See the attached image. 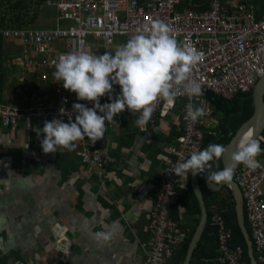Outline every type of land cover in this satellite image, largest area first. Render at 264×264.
I'll use <instances>...</instances> for the list:
<instances>
[{"label": "crops", "instance_id": "0c3cea01", "mask_svg": "<svg viewBox=\"0 0 264 264\" xmlns=\"http://www.w3.org/2000/svg\"><path fill=\"white\" fill-rule=\"evenodd\" d=\"M182 2L200 10L201 4L190 5H198L195 0ZM234 2L252 5L255 19L264 13L262 0H223L222 5L232 11ZM67 25L44 0L36 21L24 30L52 31ZM122 44L124 40L116 39L106 48L100 41H91L88 51L99 56ZM30 60L38 57L21 41L0 40V105L24 108L53 101L40 74L27 67ZM53 73H46L47 80L55 79ZM120 91L114 89L113 99ZM181 103L144 133H139L130 115L117 125L106 122L105 137L95 143L113 159L105 169L82 163L78 153L87 137L73 151L45 154L42 129L21 126L11 133L0 126V264H146L142 245L148 241L151 209L170 161L168 148L183 134ZM222 117L211 103V115L201 128L204 134L215 135ZM189 179L190 175L176 188V204L170 208L186 237L199 218L182 192L190 187ZM106 230L114 232L113 239L97 242L95 233Z\"/></svg>", "mask_w": 264, "mask_h": 264}, {"label": "built area", "instance_id": "2783aa9c", "mask_svg": "<svg viewBox=\"0 0 264 264\" xmlns=\"http://www.w3.org/2000/svg\"><path fill=\"white\" fill-rule=\"evenodd\" d=\"M182 1L45 0V5L52 7L58 19L68 24L67 27L52 31L8 29L0 32L4 39L21 41L38 57V60L28 61L27 67L40 74L53 96L51 102L24 108L0 105V126L11 133L17 132L21 126L25 130L42 129L45 121L54 119L74 122L78 114L73 110L74 103L94 107L92 102L80 101L75 93L65 90L61 81L47 80L46 76L48 71H56L55 63L62 55L79 48L88 51L91 41H100L106 48L111 47L116 39L126 43L153 20H161L171 26L181 44L194 47L201 53L202 59L193 69L192 78L201 84L203 95L195 100L181 91L173 105L160 101L144 128L136 126L139 133L146 132L156 125L159 118L169 116L179 101L182 102L179 112L183 134L168 148L170 161L163 169L151 209L148 241L142 245L146 264H167L186 240L170 215V208L176 204V188L183 181L171 170L178 162L190 158L192 152L199 151L205 132L201 128L211 115L207 96L231 100L240 94L250 93L264 73V13L255 19L253 7L247 3L234 2L233 10L228 11L222 5L223 0H210L208 9L194 10L184 7ZM199 4L190 5L197 7ZM55 45L61 50H56ZM98 50L95 49L96 52ZM113 88L118 90L120 86L113 85ZM262 101L264 105V95ZM100 102L103 105L111 101L104 96ZM195 103L203 106L206 114L193 123L185 117L188 107ZM124 115L133 116L126 109L114 117L115 122L120 123ZM78 154L82 163L98 169H105L113 162L107 149L97 147L90 140ZM263 179L262 166L250 171L243 164H238L232 180L242 197L244 219L256 264H264V194L259 189ZM209 225L217 240V255L213 263L246 264L241 248L231 247L232 233L221 214L212 212Z\"/></svg>", "mask_w": 264, "mask_h": 264}, {"label": "clouds", "instance_id": "9594fccd", "mask_svg": "<svg viewBox=\"0 0 264 264\" xmlns=\"http://www.w3.org/2000/svg\"><path fill=\"white\" fill-rule=\"evenodd\" d=\"M201 59L196 48L181 44L171 26L161 20H153L117 47L114 55L106 51L98 56L84 48L62 55L55 63V79L62 82L65 90L75 93L78 100L92 102L94 107L74 103L73 110L78 113L74 122L45 121L42 151L45 154L65 149L73 151L85 137L95 144L105 137L106 122L116 124L114 117L126 109L137 117L134 124L144 128L152 119L157 104L163 101L173 105L181 91L198 100L203 89L192 74ZM113 85H119L121 89L114 99ZM104 96L111 102L102 105L100 100ZM205 114L203 106L193 105L188 107L185 119L195 123ZM226 151L224 145L209 144L202 151L192 152L186 161L178 162L171 172L186 181L189 173L192 176L207 173L209 184L220 185L233 180L237 164H243L250 171L261 167L257 157L264 150L252 133L239 142L232 157L233 164L219 171L213 170V164ZM113 236L112 230H106L95 233L94 239L107 243Z\"/></svg>", "mask_w": 264, "mask_h": 264}, {"label": "trees", "instance_id": "16d2710c", "mask_svg": "<svg viewBox=\"0 0 264 264\" xmlns=\"http://www.w3.org/2000/svg\"><path fill=\"white\" fill-rule=\"evenodd\" d=\"M187 2V0H184ZM201 3L200 10H206L208 0H195ZM194 2V0H192ZM44 0H0V32L8 29L24 30L31 27L36 21L40 8L43 6ZM0 40L2 38L0 37ZM213 107L219 109L223 113V117L219 120L215 135L204 134L203 144L200 146V151L207 148L209 144H221L226 146L232 137L235 135L239 126L246 122L252 112L251 92L238 95L231 100H224L220 97L207 96ZM260 141L261 149L264 150V132L262 131L257 138ZM264 156V151L259 156ZM214 170H222L221 159L213 164ZM190 173L188 174L189 178ZM198 184L203 190L204 201L208 213V221L203 234L196 243L188 264H214L213 260L217 255V240L215 231L211 229L209 220L212 212H218L223 217L226 225L232 233L231 247H240L243 252V261L248 264L246 257V245L240 233L236 215L234 210V200L231 191L223 187L227 195L223 196L220 192H210L207 190L203 180V174L197 175ZM182 191V190H181ZM187 200L191 204V209L196 215L199 214L197 201L189 187L182 191ZM198 218L195 221L197 224ZM246 224V222H245ZM187 234L186 240L175 252L171 264H182L185 251L189 240L194 231V227ZM248 235L249 232L247 231Z\"/></svg>", "mask_w": 264, "mask_h": 264}, {"label": "water", "instance_id": "95a60500", "mask_svg": "<svg viewBox=\"0 0 264 264\" xmlns=\"http://www.w3.org/2000/svg\"><path fill=\"white\" fill-rule=\"evenodd\" d=\"M263 95H264V73L262 77L258 79L254 88L251 91L252 112L249 119L239 126L235 135L232 137L230 142L225 146L227 151L224 154V156L221 158L222 169L234 163L232 157L238 149L239 142L245 138L247 133H252L254 139H257L260 136L264 124V105L262 101ZM189 182H190V188L198 204L199 218L195 226V229L193 231V234L187 245L182 264H188L192 252L196 246V243L200 239L201 234H203L208 221V213H207L205 201L203 199V194H201L200 188L197 183V175L192 176L190 174ZM204 182L210 192H218L223 187H226L231 191L234 200L236 221L246 245V257L248 260V264H256L253 258L250 238L247 233V227L244 219L243 201L238 187L234 184L233 181H231L229 184L211 185L208 183L207 173H204Z\"/></svg>", "mask_w": 264, "mask_h": 264}, {"label": "rangeland", "instance_id": "374dc122", "mask_svg": "<svg viewBox=\"0 0 264 264\" xmlns=\"http://www.w3.org/2000/svg\"><path fill=\"white\" fill-rule=\"evenodd\" d=\"M114 51L115 49H112L111 51H108V52H112V54L114 55ZM257 160L259 161L260 165L263 167L264 169V156H258L257 157ZM259 189L261 190V192L264 194V179L263 181L261 182L260 186H259Z\"/></svg>", "mask_w": 264, "mask_h": 264}, {"label": "bare ground", "instance_id": "6f19581e", "mask_svg": "<svg viewBox=\"0 0 264 264\" xmlns=\"http://www.w3.org/2000/svg\"><path fill=\"white\" fill-rule=\"evenodd\" d=\"M249 135V133H247V135L245 137H247Z\"/></svg>", "mask_w": 264, "mask_h": 264}]
</instances>
